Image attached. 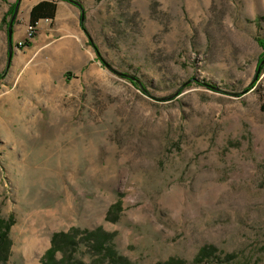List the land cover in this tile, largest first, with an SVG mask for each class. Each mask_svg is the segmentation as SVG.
Instances as JSON below:
<instances>
[{
    "label": "rangeland",
    "instance_id": "374dc122",
    "mask_svg": "<svg viewBox=\"0 0 264 264\" xmlns=\"http://www.w3.org/2000/svg\"><path fill=\"white\" fill-rule=\"evenodd\" d=\"M33 1L7 64L0 0L1 264L97 227L134 264H221L193 262L208 244L264 264V0H62L18 47ZM81 235L74 259L103 264Z\"/></svg>",
    "mask_w": 264,
    "mask_h": 264
},
{
    "label": "trees",
    "instance_id": "16d2710c",
    "mask_svg": "<svg viewBox=\"0 0 264 264\" xmlns=\"http://www.w3.org/2000/svg\"><path fill=\"white\" fill-rule=\"evenodd\" d=\"M57 0H39L29 10V24L37 27V21L40 18L53 19L55 16ZM13 6L9 7L12 11ZM82 14V13H81ZM81 27L85 31L83 19ZM260 109L264 111V98L260 103ZM120 208V203L117 201L107 210L106 219L114 221V214ZM7 222L0 218V264L3 263L9 253V237L7 233ZM82 234L83 240L92 252L97 255L98 261L103 264H134L127 257L120 255L112 246V234L106 232L100 227L91 230H84L83 233L76 228H71L68 231L55 232L50 240V247L45 251L41 264H84L82 261H77L73 257L76 251L79 238L78 235ZM57 253L60 257H57ZM237 257L231 253H223L219 251L214 245H203L199 248L193 258L195 263H221L232 264L236 261ZM183 260L176 257H170L164 261H159L155 264H183Z\"/></svg>",
    "mask_w": 264,
    "mask_h": 264
},
{
    "label": "crops",
    "instance_id": "0c3cea01",
    "mask_svg": "<svg viewBox=\"0 0 264 264\" xmlns=\"http://www.w3.org/2000/svg\"><path fill=\"white\" fill-rule=\"evenodd\" d=\"M38 1H39V0H34L33 3H32V5H31V7H32L34 4H36ZM31 7H30V9H31ZM71 9H72V7H71L69 4H67L66 2H64V1H62V0H57V1H56L55 16H54L53 19H49L48 21H49V22H52V21L56 20L58 17H60V16L62 15V13H63L64 11H70ZM45 21H46L45 18H40V19H38V21H37V26L40 25L42 22H45ZM28 22H29V16H28ZM20 38H21L20 33L14 31L12 41H13L14 39H15V41H17V40L20 39ZM17 42H18V41H17ZM14 57H15V55H14Z\"/></svg>",
    "mask_w": 264,
    "mask_h": 264
},
{
    "label": "water",
    "instance_id": "95a60500",
    "mask_svg": "<svg viewBox=\"0 0 264 264\" xmlns=\"http://www.w3.org/2000/svg\"><path fill=\"white\" fill-rule=\"evenodd\" d=\"M69 2H72L74 4H76L77 2L75 0H67ZM18 4H19V0H17L16 4H15V7H14V10H13V13L11 15V18L8 22V27H7V30H8V33H7V37H8V40H9V43H8V57H7V64L9 63L10 59H11V43H10V38H11V32H12V23H13V19L16 15V12H17V8H18ZM259 68V67H258ZM127 77L135 80L132 76L130 75H127L125 74ZM213 89H218L217 87L215 86H211Z\"/></svg>",
    "mask_w": 264,
    "mask_h": 264
},
{
    "label": "built area",
    "instance_id": "2783aa9c",
    "mask_svg": "<svg viewBox=\"0 0 264 264\" xmlns=\"http://www.w3.org/2000/svg\"><path fill=\"white\" fill-rule=\"evenodd\" d=\"M45 20L47 21L48 19H45ZM36 28H37L36 26H32L28 23L27 28H26V37L24 40L18 41L17 46L21 47L25 44V41H29L30 40V34L35 33Z\"/></svg>",
    "mask_w": 264,
    "mask_h": 264
},
{
    "label": "bare ground",
    "instance_id": "6f19581e",
    "mask_svg": "<svg viewBox=\"0 0 264 264\" xmlns=\"http://www.w3.org/2000/svg\"><path fill=\"white\" fill-rule=\"evenodd\" d=\"M32 36V33L30 34V37Z\"/></svg>",
    "mask_w": 264,
    "mask_h": 264
}]
</instances>
